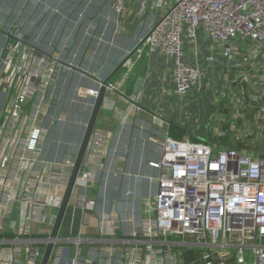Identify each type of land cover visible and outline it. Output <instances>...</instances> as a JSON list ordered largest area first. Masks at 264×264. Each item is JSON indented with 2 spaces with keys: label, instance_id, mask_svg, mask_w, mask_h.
Instances as JSON below:
<instances>
[{
  "label": "built area",
  "instance_id": "1",
  "mask_svg": "<svg viewBox=\"0 0 264 264\" xmlns=\"http://www.w3.org/2000/svg\"><path fill=\"white\" fill-rule=\"evenodd\" d=\"M107 1L115 30L129 2L140 22L159 12L144 45L171 62L176 96L199 84L201 61L230 58L235 46L264 48V0ZM28 26L14 22L0 45V264L41 263L87 125L66 131L59 97V75L79 68L27 42ZM98 89L80 85L75 99L91 112ZM138 110L115 114L124 124ZM111 138L94 129L48 264H264V154L167 137L148 172L133 176L153 186L136 220L104 191L93 195L106 186Z\"/></svg>",
  "mask_w": 264,
  "mask_h": 264
},
{
  "label": "crops",
  "instance_id": "2",
  "mask_svg": "<svg viewBox=\"0 0 264 264\" xmlns=\"http://www.w3.org/2000/svg\"><path fill=\"white\" fill-rule=\"evenodd\" d=\"M64 1L66 3V0L16 2L13 18L0 14V42L3 45L6 41L5 33L14 22L28 21L27 30H22L27 42L61 61V64L72 61L84 72H64L58 77L61 108L68 113L66 131L74 134L82 130L76 122L88 121L90 115V109L84 102L75 99L76 88L80 85L98 87V83L85 74L103 80L134 52L112 77L110 83L116 91H107L97 119L96 128L110 133L112 138L104 159L106 186L96 185L93 195L104 191L107 201L117 200L124 211L132 210L137 220L140 217V200L153 190V186L133 176L148 172L146 163L158 158V143L167 137L175 138L184 133V139L212 143L206 135L219 119L216 107L221 108L222 105L231 109L232 123L237 121L241 128L255 132L258 145L264 144V48L235 46L230 58L218 52L213 63L201 61L199 64L204 73L199 84L185 96H176L171 80V62L150 53L144 45L159 12L153 11L140 22L135 18V3L129 2L121 19L122 29L115 30L116 19L110 8L102 15L78 22L77 18L67 16ZM91 1L96 6L101 3L99 0ZM54 10L60 11L62 16L53 15ZM72 55H75L73 60ZM249 88L256 94L252 103L255 102V108L260 111L252 120L245 117L243 120L239 118L242 114L238 110L242 104L239 99ZM223 96L230 100L221 104L219 101ZM134 103L139 110L131 122L121 124L115 110L131 112ZM202 126L206 127L205 133L199 130ZM116 168L123 174L112 176ZM128 191L134 193L131 199L125 196ZM91 231L96 232V228Z\"/></svg>",
  "mask_w": 264,
  "mask_h": 264
},
{
  "label": "rangeland",
  "instance_id": "3",
  "mask_svg": "<svg viewBox=\"0 0 264 264\" xmlns=\"http://www.w3.org/2000/svg\"><path fill=\"white\" fill-rule=\"evenodd\" d=\"M19 1L20 0H0V14L8 16L10 19L13 18L14 17L13 11H15L14 6L16 2ZM26 1L29 2V0ZM99 2H101L102 5L101 3H99V5L97 4L98 6L97 7L91 0H77V1L66 0V3L64 1V5L66 4L65 12L70 19L77 18L78 22L84 19L87 21L88 20L87 18L92 19L97 17L98 15H102L106 12V10L110 8L107 0H99ZM59 13L61 14L60 11ZM52 14L54 15L56 13H52ZM252 91L249 88L246 89V91L242 95H240L239 100L240 103L242 104H240L238 110L242 113L241 115L239 114L240 116L239 118H243V120L244 117L247 120H252L260 111L259 109L255 108L256 107L255 102H254L255 106L252 103L254 96H256V94L253 93ZM225 98L226 97L223 96L219 102L223 104V103H227V101L230 100ZM201 102L206 104L205 100L204 101L201 100ZM215 102L217 101L215 100ZM218 110H219L218 112L219 119L218 118L216 119V121L212 125V128H210L211 129L210 133L206 135V137H210L212 139L213 144H216L218 148L236 146V148L238 149L264 153V144L261 146L258 145V142L256 141L257 134L255 132L249 131L248 129L245 130L244 129L245 127L241 128L240 127L241 124L237 121H234L233 123L231 122L232 116L229 114L231 109L224 108V105H222L221 108L216 107L215 111ZM204 128L206 127L202 126L200 127L199 130L205 133ZM184 137L185 134L180 133V135L176 136L175 139L185 140Z\"/></svg>",
  "mask_w": 264,
  "mask_h": 264
},
{
  "label": "water",
  "instance_id": "4",
  "mask_svg": "<svg viewBox=\"0 0 264 264\" xmlns=\"http://www.w3.org/2000/svg\"><path fill=\"white\" fill-rule=\"evenodd\" d=\"M0 32H1V30H0ZM133 53L134 52H131L129 57H131ZM44 54L47 55L46 53H44ZM128 58L126 60H124L121 64H119L117 66V68L110 74V76H108L107 78H105L103 80H100L96 77L90 76L87 73L85 74L88 77L92 78L95 82L98 83V85H99L98 94L94 100L93 107L91 109L89 119L87 121V125H86V128L84 130L83 137H82V140H81V143H80L77 155H76L74 167L72 169V173H71L67 188L64 192L62 202L60 204V207H59L57 215H56V219H55V222H54V225L52 228V233H51V241L45 247V250L43 252V257H42L40 264H48V262H49L50 255L52 252V247H53L52 240L54 238H56L57 233L59 231V228L62 224L64 215H65V212H66V209H67V206H68V203H69L72 191H73V187H74V183H75L77 174L80 170L82 161L84 159V156H85L91 135L97 126V119H98L99 115L101 114V109L103 107V102H104L106 93L108 90L116 91L115 89H111L110 81H111L112 77L118 72V70L128 60ZM75 70L84 74V72L81 71L80 69L75 68Z\"/></svg>",
  "mask_w": 264,
  "mask_h": 264
}]
</instances>
